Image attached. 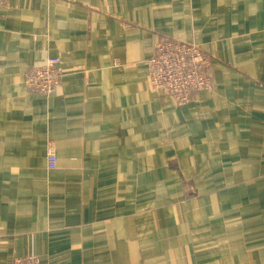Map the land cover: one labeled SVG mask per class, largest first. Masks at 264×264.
<instances>
[{
	"label": "crops",
	"instance_id": "1",
	"mask_svg": "<svg viewBox=\"0 0 264 264\" xmlns=\"http://www.w3.org/2000/svg\"><path fill=\"white\" fill-rule=\"evenodd\" d=\"M167 40L211 60L185 104L150 85ZM48 58L61 85L33 93ZM18 258L264 264V0H0V264Z\"/></svg>",
	"mask_w": 264,
	"mask_h": 264
},
{
	"label": "built area",
	"instance_id": "2",
	"mask_svg": "<svg viewBox=\"0 0 264 264\" xmlns=\"http://www.w3.org/2000/svg\"><path fill=\"white\" fill-rule=\"evenodd\" d=\"M210 58L193 45L176 41L160 43L147 62L150 85L154 90L165 91L178 103H186L192 91L211 87ZM24 82L29 91L48 95L60 87V60L48 58L39 66L28 68ZM48 168H55V155L47 153ZM12 264H39L34 258H18Z\"/></svg>",
	"mask_w": 264,
	"mask_h": 264
},
{
	"label": "rangeland",
	"instance_id": "3",
	"mask_svg": "<svg viewBox=\"0 0 264 264\" xmlns=\"http://www.w3.org/2000/svg\"><path fill=\"white\" fill-rule=\"evenodd\" d=\"M167 41H173V40H167ZM163 42H165V41H163ZM162 43V42H161ZM154 55V54H153ZM45 62V61H44ZM44 62H42V64L44 63ZM147 64V63H146ZM26 72V71H25ZM25 74V73H24ZM150 81V80H149ZM24 84H25V82H24ZM60 85H61V83H60ZM25 86H26V84H25ZM26 88H27V86H26ZM28 89V88H27ZM161 91V90H160ZM169 98H171L176 104H182V103H178V102H176L173 98H172V96L170 95V94H168L167 92H165V91H163ZM196 92H198V91H192L191 93H190V96H189V100H188V102L191 100V96L194 94V93H196ZM187 103V102H186ZM184 104V103H183ZM55 162H56V164H57V159H56V157H55Z\"/></svg>",
	"mask_w": 264,
	"mask_h": 264
},
{
	"label": "bare ground",
	"instance_id": "4",
	"mask_svg": "<svg viewBox=\"0 0 264 264\" xmlns=\"http://www.w3.org/2000/svg\"><path fill=\"white\" fill-rule=\"evenodd\" d=\"M212 88V81H211V87H210V89ZM210 89H207V90H210ZM201 91H205V90H201Z\"/></svg>",
	"mask_w": 264,
	"mask_h": 264
}]
</instances>
